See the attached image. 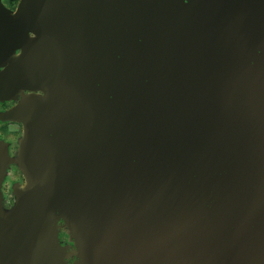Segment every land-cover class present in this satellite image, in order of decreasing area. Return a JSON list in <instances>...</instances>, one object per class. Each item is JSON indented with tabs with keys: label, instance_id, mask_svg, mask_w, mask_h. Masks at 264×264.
<instances>
[{
	"label": "water",
	"instance_id": "1",
	"mask_svg": "<svg viewBox=\"0 0 264 264\" xmlns=\"http://www.w3.org/2000/svg\"><path fill=\"white\" fill-rule=\"evenodd\" d=\"M2 65L0 264H264V0H0Z\"/></svg>",
	"mask_w": 264,
	"mask_h": 264
},
{
	"label": "flooded vegetation",
	"instance_id": "2",
	"mask_svg": "<svg viewBox=\"0 0 264 264\" xmlns=\"http://www.w3.org/2000/svg\"><path fill=\"white\" fill-rule=\"evenodd\" d=\"M19 3L20 0H2L3 6L12 13L17 10ZM20 52L21 50H17L16 54H20ZM5 68L6 65H2L0 71H3ZM14 94V96L10 95L11 97L8 96L0 99V142L6 144L11 158L14 156L15 152H18V147L16 149L15 143L19 142L23 134V125L16 120H5V115L12 112L23 98L30 95H40V92L18 90L17 93L15 91ZM16 177L19 178L18 172L16 173ZM12 203L13 200L10 201L8 205H12Z\"/></svg>",
	"mask_w": 264,
	"mask_h": 264
},
{
	"label": "rangeland",
	"instance_id": "3",
	"mask_svg": "<svg viewBox=\"0 0 264 264\" xmlns=\"http://www.w3.org/2000/svg\"><path fill=\"white\" fill-rule=\"evenodd\" d=\"M15 144H16V149H17L19 142L15 143ZM16 157H17V152H15L14 156L12 157V160H14V161L11 164V166L9 167V169L7 170L6 178H5L4 183L2 185V192L4 195V205L6 208L11 207L14 203V194H13L14 186L17 184L23 185L25 182L21 172L19 171L17 165L15 164ZM17 172L19 174V178L16 177ZM12 200H13L12 205H8L9 202ZM60 237H61V241L64 245H68V246L72 247L70 236L67 232V229L63 226H61V228H60Z\"/></svg>",
	"mask_w": 264,
	"mask_h": 264
}]
</instances>
